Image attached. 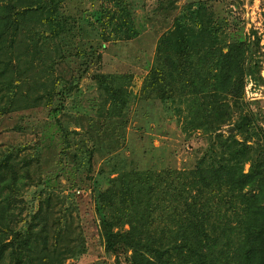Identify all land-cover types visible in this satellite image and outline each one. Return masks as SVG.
I'll return each instance as SVG.
<instances>
[{
	"label": "rangeland",
	"instance_id": "374dc122",
	"mask_svg": "<svg viewBox=\"0 0 264 264\" xmlns=\"http://www.w3.org/2000/svg\"><path fill=\"white\" fill-rule=\"evenodd\" d=\"M39 3L42 14L32 23L27 17L21 31L39 38L42 52L22 56L19 66L14 60L13 79L0 91V173L10 183L0 191L9 221L0 225V242L33 229V264H131V251L116 256L104 248L100 214L115 228H128L127 205L110 180L128 174L137 180L148 171L188 173L202 158L218 156L217 136L264 150V0ZM52 21L67 23L62 29ZM178 31L186 39L175 40ZM238 42L248 46L250 71L242 96L188 93L186 52H226ZM209 62H203L207 69ZM118 87L126 101L115 109L105 88L113 94ZM218 114L226 123L211 126ZM97 192L111 200L103 202V213ZM217 207L226 210L223 203ZM164 226L155 219L152 227ZM5 257L2 264H16L10 252Z\"/></svg>",
	"mask_w": 264,
	"mask_h": 264
},
{
	"label": "trees",
	"instance_id": "16d2710c",
	"mask_svg": "<svg viewBox=\"0 0 264 264\" xmlns=\"http://www.w3.org/2000/svg\"><path fill=\"white\" fill-rule=\"evenodd\" d=\"M34 1L0 0V91L13 79L14 60L19 66L22 56L34 58L42 52L39 38L31 39L27 28L24 29L27 33L21 31L27 17L32 23L43 12L39 0ZM48 11L52 16L55 7ZM52 23L63 29L67 22ZM203 31V39H210L207 26ZM177 35H174L175 40L186 39L184 33L178 31ZM8 36L11 38L6 45ZM56 36L55 31L52 37ZM247 48V44L238 42L229 44L226 52L206 49L203 56H198L197 51L194 54L186 52L184 66L190 72L187 84L183 86L195 95L216 92L240 98L244 78L250 75L245 66ZM164 57L166 61L170 60L169 56ZM190 58L196 59L195 63L189 61ZM206 59L210 60L208 69L203 66ZM168 66L173 68L175 64L169 61ZM152 75L153 72L149 78ZM109 79L114 82L121 78L110 76ZM105 90L115 109L118 100L125 104L126 94L122 87L113 94L108 88ZM220 115L211 126L226 123ZM217 140L218 156L202 158L188 173L173 171L169 176V171L160 174L148 171L137 180L130 174L110 180L118 184L121 204L127 205L124 223L128 228H115L117 224L112 218L100 214L105 250L116 256L131 251V264H264V150L256 152L233 135L217 136ZM247 163L249 169L245 173ZM8 186V179L0 173V191ZM105 194H95L101 213L105 212L103 202L111 201ZM164 202V213L154 217ZM220 203L226 205V210L217 207ZM6 206L5 197L4 202H0V225L5 227L9 225ZM229 209L235 212H229ZM155 219L164 221L165 226L153 228ZM33 232L31 229L28 236L14 235L12 242H0V264L9 252L16 264H33V253L37 251L36 238L31 236Z\"/></svg>",
	"mask_w": 264,
	"mask_h": 264
}]
</instances>
